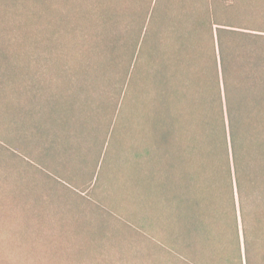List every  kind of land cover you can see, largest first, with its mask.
I'll use <instances>...</instances> for the list:
<instances>
[{
	"label": "trees",
	"instance_id": "1",
	"mask_svg": "<svg viewBox=\"0 0 264 264\" xmlns=\"http://www.w3.org/2000/svg\"><path fill=\"white\" fill-rule=\"evenodd\" d=\"M206 1L205 14L191 19L179 17L164 0H90L86 10L70 4L62 15L56 10L57 22L50 20L54 38L63 27L66 49L93 56L92 61L79 60L82 65L67 75L72 77L52 103L34 93H45L44 88L6 89L0 123L13 150L70 184L66 174L77 175L84 162L86 115L97 91L96 108L112 109L104 119L107 155L127 122L145 123L149 143L138 162L143 171L138 189L149 190L146 203L158 218L180 220L194 264H202L210 245L236 250L238 264H244L243 257L256 264L264 252L258 240L264 235V7L236 16L234 2H223L227 18L216 0L215 6ZM45 4L0 0V10L8 16L11 8L27 10L21 15L28 21L37 10L53 14L41 7ZM160 23L174 40L167 51L162 46L170 39L156 35ZM81 78L89 82L85 89L77 86ZM100 137L89 145L102 146L103 152L107 144ZM106 159L100 156L89 165L96 173Z\"/></svg>",
	"mask_w": 264,
	"mask_h": 264
},
{
	"label": "rangeland",
	"instance_id": "2",
	"mask_svg": "<svg viewBox=\"0 0 264 264\" xmlns=\"http://www.w3.org/2000/svg\"><path fill=\"white\" fill-rule=\"evenodd\" d=\"M229 1L234 2L232 13L236 16L240 11L257 12L261 5L264 7V0H216V7L224 11L222 3L229 4ZM46 2L47 5L41 7L53 9V14L37 10L28 20L32 21L29 27L21 15L27 10L11 8L10 16L0 10V103L6 99L4 91L12 86H31L36 88L34 91L44 88L45 93H34L41 96V101L47 97L48 103H52L72 77L67 75L76 73L77 66L82 65L79 60L84 64L92 61L93 56H76L67 50L64 28L58 29L55 39L50 24L52 16L56 20V10L61 15L70 5L86 10L85 3L90 0ZM164 2L182 18L202 17L207 9L206 0ZM223 15L227 16V7ZM161 24L164 23L158 25L156 35L170 39L162 46L167 51L174 40L163 31ZM28 48L30 52H25ZM55 49L59 52L55 53ZM13 76L17 77L11 80ZM77 80L74 78V82ZM88 84L81 78L76 85L85 89ZM32 94L29 98L35 102ZM90 96L87 131L81 146L84 162L76 167L80 169L77 175L73 171H68V177L64 175L70 184L58 178L59 174L33 165L13 150L0 123V264H194L190 259L192 250L188 244L183 245L185 230L178 225L180 220L165 223L166 219L158 218L146 203L149 190L138 189L143 185L139 178L143 171L139 170L138 162L143 159V146L149 143L145 123L127 122L119 131V141H114L107 155L108 125L104 119L112 109L101 112L96 108L98 92L93 91ZM81 100L85 101L83 93ZM95 136H101L102 145L107 144L103 152L102 146L91 148L89 145ZM100 156L107 159L103 168L95 173L96 166L89 162L98 161ZM112 161L119 164L118 167L114 168ZM95 174L91 182L90 176ZM25 184H29V190H24ZM4 187L9 194H4ZM39 217L41 220L37 219ZM258 240L264 243V235ZM205 250L200 258L202 264H238L236 250L229 252L223 245H210ZM259 256L262 262L256 264H264V252Z\"/></svg>",
	"mask_w": 264,
	"mask_h": 264
}]
</instances>
